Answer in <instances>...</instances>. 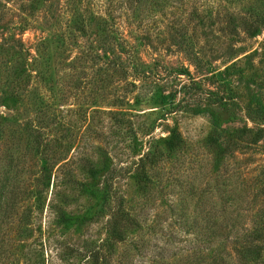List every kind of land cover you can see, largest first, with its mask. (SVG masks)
Masks as SVG:
<instances>
[{
    "label": "rangeland",
    "instance_id": "374dc122",
    "mask_svg": "<svg viewBox=\"0 0 264 264\" xmlns=\"http://www.w3.org/2000/svg\"><path fill=\"white\" fill-rule=\"evenodd\" d=\"M147 1L0 0V264H237L264 225V0Z\"/></svg>",
    "mask_w": 264,
    "mask_h": 264
},
{
    "label": "trees",
    "instance_id": "16d2710c",
    "mask_svg": "<svg viewBox=\"0 0 264 264\" xmlns=\"http://www.w3.org/2000/svg\"><path fill=\"white\" fill-rule=\"evenodd\" d=\"M121 1L123 2V6H125L126 11L128 12V15L131 18H135V19H137L138 17L142 18V15L147 14L149 9L151 7H153L149 4V2L147 0H121ZM151 3H152V5H154V7L156 9H158V8H162L167 3V0H162V2H160V3H156V2H151ZM150 12H152V11H149V13ZM238 133L241 137V143L240 144L244 143L246 145H249V144L257 142L256 141L257 136H254V134L251 133V130L241 129L238 131ZM239 140H240V138H239ZM233 224L234 223L229 224V225H224L222 222L219 223L218 225L214 224L213 225V227H215L214 232L219 233V232L225 230L227 226H230L232 229V228H234ZM262 236H264V225L261 226L260 230H258V231H255L254 229H252V232L246 238V240L249 243L245 242L244 245L240 246V250L238 251L239 253L236 257V263L237 264H245L246 261H248L249 259L254 261L260 257V253H259L260 248H259L258 243H259V239H260V242H264V238L261 239ZM227 237H228V235H227ZM249 244H252V245L250 246ZM247 245H249V246H247ZM218 259L219 258L212 260L211 264H225L224 263L225 259H219V260ZM183 263H188V261L185 260Z\"/></svg>",
    "mask_w": 264,
    "mask_h": 264
}]
</instances>
